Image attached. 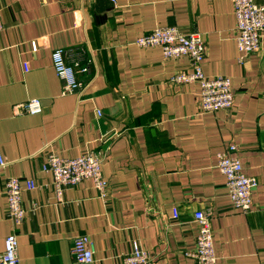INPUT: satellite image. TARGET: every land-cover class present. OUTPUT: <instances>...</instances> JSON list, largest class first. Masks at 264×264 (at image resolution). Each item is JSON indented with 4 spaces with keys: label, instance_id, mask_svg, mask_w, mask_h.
I'll use <instances>...</instances> for the list:
<instances>
[{
    "label": "crops",
    "instance_id": "1",
    "mask_svg": "<svg viewBox=\"0 0 264 264\" xmlns=\"http://www.w3.org/2000/svg\"><path fill=\"white\" fill-rule=\"evenodd\" d=\"M116 2L0 0V156L12 162L0 168V255L12 233L4 188L13 176L38 186L22 195L21 264H78L72 250L81 236L95 245L93 264H123L135 242L154 264H195L187 253L196 250L199 211L213 221L217 264H264V40L262 52L239 62L230 0ZM159 27L202 35L205 75L232 83L230 113L203 114L198 84H170L192 71L188 58L166 60L159 48L136 46ZM61 48L81 50L90 63L81 99L62 96L52 66ZM31 99L43 114L14 116V106ZM231 146L259 184L248 214L233 209L217 168ZM91 152L104 155L108 197L86 181L59 202L52 174L43 172L48 155Z\"/></svg>",
    "mask_w": 264,
    "mask_h": 264
},
{
    "label": "built area",
    "instance_id": "2",
    "mask_svg": "<svg viewBox=\"0 0 264 264\" xmlns=\"http://www.w3.org/2000/svg\"><path fill=\"white\" fill-rule=\"evenodd\" d=\"M117 3V0H110ZM236 16L235 41L240 53L239 62L243 64L253 54L262 52L264 40V4L256 0H230ZM4 26L0 14V34ZM139 49L159 48L166 60L188 58L192 71L178 72L170 80L175 87L198 84L201 89V112L213 114L219 111L230 113L235 100L230 79L224 76L208 78L204 73L203 64L207 57L205 41L201 34H185L178 27H159L144 34L136 41ZM33 53L38 47L31 43ZM52 66L62 82V96L76 95L81 99L87 90L89 82L80 77L90 76V63H84V54L79 49H59L52 53ZM24 71H27L25 66ZM44 112V106L38 99H31L24 104L14 106V116H39ZM101 116V112L97 111ZM104 155L102 152L86 153L77 159L60 157L54 153L48 155L43 166L44 173L53 176L51 187L59 202H62L67 188L76 187L80 183L91 181L101 197L107 198L109 185L102 172ZM12 163V162H11ZM11 163L0 156V168L6 169ZM217 168L226 179L228 196L233 209L248 214L254 206L253 196L258 190L257 180L245 174L236 146H231L218 155ZM38 188L35 181L30 180L25 187L18 177L6 179L4 192L7 197L8 218L12 225V233L5 239V250L0 255V264H21L19 259V242L17 230L26 219L27 211L22 205L24 190L32 191ZM175 209V219H178ZM194 220L198 225L196 250L187 253L195 264H217L215 241L213 236V221L209 214L199 211ZM72 255L78 264H93L95 262V245L88 236L75 239ZM123 264H154V260L139 243L132 245V250L123 257Z\"/></svg>",
    "mask_w": 264,
    "mask_h": 264
}]
</instances>
